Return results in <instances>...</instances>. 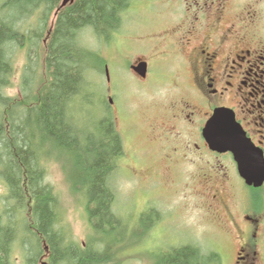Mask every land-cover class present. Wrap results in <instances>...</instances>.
<instances>
[{
    "label": "trees",
    "instance_id": "trees-1",
    "mask_svg": "<svg viewBox=\"0 0 264 264\" xmlns=\"http://www.w3.org/2000/svg\"><path fill=\"white\" fill-rule=\"evenodd\" d=\"M130 1L74 0L63 6L62 0H0V180L4 187L0 264H13L15 248L24 251L22 264H38L45 251L53 264H104L109 261L108 246L100 249L104 240L110 245L124 240V219L115 217L116 192L113 182L109 184L124 154V139L113 114L105 108L102 112L104 97L93 83L86 86L93 103L85 106L97 114L89 117L77 111L76 129L67 120V112L71 105H84L85 79L92 69L106 64L99 52L82 44L81 31L90 27L99 38L109 40L121 26ZM23 50L27 62L20 78L22 96L11 97L5 89L13 84L16 54ZM94 59L99 66L89 63ZM85 122L90 124L88 131L80 126ZM84 132L88 144L79 140L78 134ZM67 151L75 156L70 167L65 163ZM52 160L61 164L64 173V168L69 171L72 194L82 197L95 239L100 236L97 242L88 241L86 248L75 245L61 223L59 193L45 180L46 164ZM149 213L146 209L131 216L126 226L139 228L142 223V228L151 222ZM26 239L33 244L30 250L23 245ZM166 261L217 264V256L186 246L174 250Z\"/></svg>",
    "mask_w": 264,
    "mask_h": 264
},
{
    "label": "flooded vegetation",
    "instance_id": "flooded-vegetation-1",
    "mask_svg": "<svg viewBox=\"0 0 264 264\" xmlns=\"http://www.w3.org/2000/svg\"><path fill=\"white\" fill-rule=\"evenodd\" d=\"M248 1L180 0L177 20L164 25L160 35L164 42L159 59L164 68L153 70L145 59L148 69L146 76H141L131 68L141 57L129 65L136 78L151 83L166 100L160 120L149 121L151 133L164 150L167 148L165 158L173 167L195 168L193 179L198 181L208 211L216 209L218 217L219 209L229 212L225 213L230 214L236 235L231 264H261L263 260L264 183L248 184L233 152L214 150L204 128L217 108L232 109L251 145L264 153V0H259L258 5ZM231 17L234 19L227 22ZM112 92L109 84L106 93L112 121L121 134V106ZM243 160L252 161V155ZM233 208L239 211L232 213ZM147 210L153 217L142 227L144 237L154 224L161 221L162 226L165 220L154 207ZM186 246L196 248L202 255L212 254L194 243L163 246L158 248L163 264L174 250ZM214 254L217 264H224L223 253L216 250Z\"/></svg>",
    "mask_w": 264,
    "mask_h": 264
},
{
    "label": "rangeland",
    "instance_id": "rangeland-1",
    "mask_svg": "<svg viewBox=\"0 0 264 264\" xmlns=\"http://www.w3.org/2000/svg\"><path fill=\"white\" fill-rule=\"evenodd\" d=\"M250 2L258 5L259 0H249L248 3ZM180 6V0H131L129 8L123 13L121 26L109 40L99 38L90 27L84 28L80 33L82 44L99 52L106 60V64L102 65L101 69L91 70L89 77L83 83L81 100L84 105L69 106L67 120L77 129L78 125L74 121L77 111L89 117L97 114L94 109L85 106L93 103V94L86 90V86L92 83L96 84L97 90H100L101 96L104 97L102 112L105 108L106 113L112 116L106 93L108 84L112 83V93L122 110L120 113L123 119L120 117L119 126L122 130L124 128L125 135L123 157L118 161L113 179H109V184L113 182L112 186L117 197L114 210L118 217L124 219L121 224H124L122 226L125 237L123 241L114 245L108 244L109 241L105 240L104 246L99 245L100 249L104 247V251L108 246L109 252L105 254L109 257V261L104 264H163L164 259L159 255L160 247L172 248L187 243L204 247L211 253L219 250L223 253L224 264L233 262L236 235L230 214H227L229 212L224 208L219 209L217 214L220 217H218L215 214L216 209L208 211L206 205H203L198 181L193 179L195 168L173 167L174 164L169 163L165 158L164 153L167 152V148L163 149L159 139L151 133L149 124L151 120L153 122L160 120L159 116L166 100L161 98V92L156 88L153 89L151 83L136 78L128 66L134 59L141 57L151 61L153 70L160 71L164 68L163 61L159 59L164 42L160 35L164 25H172L177 20ZM233 19L234 17H231L227 22ZM20 53L19 56L16 54L13 84L5 89L6 95L11 97L22 96L20 78L27 58L24 50ZM89 63L99 66L96 59ZM106 67L111 80H107ZM80 126L87 131L90 129V124L86 122ZM84 136L85 132L78 134L80 142L88 144L89 141L87 142ZM67 153L65 163L70 167L75 156L68 151ZM64 170L66 175L61 164L56 160L47 162L45 180L59 193L57 211L62 218V225L71 233V240L75 245L86 248L87 243H90L88 241L97 242L100 236L95 239L96 232L90 223L82 197L72 194L70 174L66 168ZM2 191L4 187L0 180V194ZM11 205L14 208L12 215L16 217L14 203ZM151 206L162 214V218H165L163 225L161 226V221L154 224L147 237H144V230L142 231L140 227L142 223L139 228H135L137 231L132 233L133 229L126 226L127 221L131 216L137 217ZM237 211L239 208H233L232 213ZM149 214L153 217L151 212ZM225 228H228L230 233H227ZM132 235L137 238L131 237ZM111 238H114V235ZM23 245L29 250L33 247L30 239H26ZM91 249L96 248L94 246ZM23 252L22 249L13 250V264H22ZM46 253L45 251L44 254ZM262 255L261 264H264V249ZM44 259L48 260L47 256H44Z\"/></svg>",
    "mask_w": 264,
    "mask_h": 264
},
{
    "label": "water",
    "instance_id": "water-1",
    "mask_svg": "<svg viewBox=\"0 0 264 264\" xmlns=\"http://www.w3.org/2000/svg\"><path fill=\"white\" fill-rule=\"evenodd\" d=\"M74 0H63L66 5ZM142 76L146 75L147 62L141 61L134 66ZM205 137L210 146L219 151L231 150L238 160L241 175L249 184L256 186L264 182V156L259 149H254L246 138L241 125L235 120L233 112L226 108L216 109L208 120L204 129ZM252 155V161L243 160L244 157ZM252 164L254 167H251ZM255 164V165H254ZM41 264H51L48 261H41Z\"/></svg>",
    "mask_w": 264,
    "mask_h": 264
},
{
    "label": "bare ground",
    "instance_id": "bare-ground-1",
    "mask_svg": "<svg viewBox=\"0 0 264 264\" xmlns=\"http://www.w3.org/2000/svg\"><path fill=\"white\" fill-rule=\"evenodd\" d=\"M12 33V32H11ZM20 36V35H19Z\"/></svg>",
    "mask_w": 264,
    "mask_h": 264
}]
</instances>
